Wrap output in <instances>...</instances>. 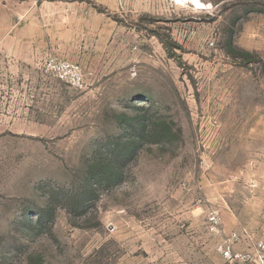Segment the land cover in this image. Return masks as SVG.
<instances>
[{"label":"rangeland","instance_id":"1","mask_svg":"<svg viewBox=\"0 0 264 264\" xmlns=\"http://www.w3.org/2000/svg\"><path fill=\"white\" fill-rule=\"evenodd\" d=\"M19 1L0 0V264H227L225 237L264 227V0Z\"/></svg>","mask_w":264,"mask_h":264},{"label":"built area","instance_id":"2","mask_svg":"<svg viewBox=\"0 0 264 264\" xmlns=\"http://www.w3.org/2000/svg\"><path fill=\"white\" fill-rule=\"evenodd\" d=\"M48 67L57 72L60 80L81 88L83 75L76 64L49 59ZM208 224L211 231L218 229L219 218L216 213L209 214ZM217 252L227 264H264V227L257 234L245 230L231 232L217 246Z\"/></svg>","mask_w":264,"mask_h":264},{"label":"crops","instance_id":"3","mask_svg":"<svg viewBox=\"0 0 264 264\" xmlns=\"http://www.w3.org/2000/svg\"><path fill=\"white\" fill-rule=\"evenodd\" d=\"M33 2V4H37V3H39L40 2V4L38 5L39 7H43V9H52L51 8V6L50 5H48V4H51V3H49V2H47V1H45V0H20L19 2L21 3V7L23 8V7H28L29 8V2ZM23 5H25V6H23ZM39 7H38V9H39ZM7 10H8V8H7ZM17 10H18V8H17ZM25 13L27 14V13H29V9H26L25 10ZM7 57V56H6ZM236 248H238V247H236Z\"/></svg>","mask_w":264,"mask_h":264},{"label":"bare ground","instance_id":"4","mask_svg":"<svg viewBox=\"0 0 264 264\" xmlns=\"http://www.w3.org/2000/svg\"><path fill=\"white\" fill-rule=\"evenodd\" d=\"M183 1H186V2H192L194 4H196L198 7L202 6V4L199 2V0H183ZM193 4V5H194ZM192 5V4H191Z\"/></svg>","mask_w":264,"mask_h":264}]
</instances>
